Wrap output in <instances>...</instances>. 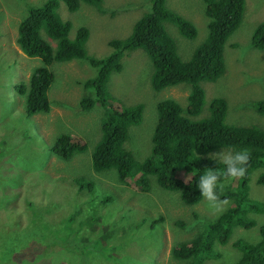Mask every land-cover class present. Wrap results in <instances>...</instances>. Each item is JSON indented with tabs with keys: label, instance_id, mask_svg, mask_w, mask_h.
Wrapping results in <instances>:
<instances>
[{
	"label": "rangeland",
	"instance_id": "374dc122",
	"mask_svg": "<svg viewBox=\"0 0 264 264\" xmlns=\"http://www.w3.org/2000/svg\"><path fill=\"white\" fill-rule=\"evenodd\" d=\"M40 1L0 0V264H179L171 257L170 248L191 238L203 221L212 219L227 203L219 210L204 198L195 205H185L175 192L156 185L141 192L133 179L117 181L113 169L98 172L91 168L90 152L100 135L102 109L99 104L89 110L79 106L82 96L88 95L83 81L95 72L85 58L52 63L50 108L26 115L24 96L14 85L27 82L31 68L40 61L20 51L15 27L26 6ZM201 1L167 0L169 7L197 28L196 36L187 39L173 24L165 23L183 60L190 57L206 34ZM146 8V0H102V10L82 2L71 12L61 2L57 12L71 22V37L80 25L89 29L86 53L100 58L111 51L107 41L128 35ZM262 20L264 0H245L242 21L225 44V73L214 82H201L206 100L218 95L226 98L228 124L264 126V115L252 105L264 98V49L250 46L251 33ZM150 70L149 58L136 49L122 58V69L111 73L108 81L115 107L133 102L144 104L143 119L130 127L125 143L136 158L149 152L157 101L172 97L183 102L189 90L187 84L181 83L154 91ZM62 131L85 143L86 149L67 160L54 156L49 150L51 138ZM81 176L95 182L89 190L77 188L75 181ZM251 181V196L264 203V185L256 183L255 176ZM144 209L152 215L149 220L163 217L154 230L145 223L134 229ZM94 212L100 218L92 221ZM252 216L255 225L236 227L225 244H216L222 256L207 258L204 264L234 263L238 258L234 240L258 238L264 211ZM47 227L52 231L44 237ZM75 228L76 233L67 232ZM59 235L63 237L61 243Z\"/></svg>",
	"mask_w": 264,
	"mask_h": 264
},
{
	"label": "trees",
	"instance_id": "16d2710c",
	"mask_svg": "<svg viewBox=\"0 0 264 264\" xmlns=\"http://www.w3.org/2000/svg\"><path fill=\"white\" fill-rule=\"evenodd\" d=\"M61 2L71 12L76 11L82 2L102 10V0H41L26 6L25 14L15 27V42L23 54L40 61L31 68L27 82L22 80L14 85L24 96L26 115L49 110L48 90L54 80V73L49 68L52 63L87 59L95 72L83 81L88 95L82 96L79 106L89 110L99 104L102 109L100 135L90 152L91 168L98 172L113 169L117 181L133 179L141 192H148L153 185L175 192L185 205H195L203 199L196 188V176L200 171L205 167H221L209 158V153L219 151L222 146L247 148L249 161L245 175L227 181L220 193L221 199H227L226 207L212 219L203 221L191 238L170 248L171 257L179 260V264H204L207 258L221 257L216 244H225L236 227H253L256 221L252 213L264 211V203L250 193L253 176L256 183L264 185V126L226 123V98L218 95L206 100L201 84L203 81L214 82L225 73V44L242 21L245 0L201 1L206 17V34L186 60L178 53L176 42L165 23L173 24L177 32L187 39L196 36L197 28L169 7L167 0H146L147 11L135 19L128 35L110 38L107 43L111 51L100 58L86 53L85 43L89 36L86 26H78L74 36L69 35L71 22L62 19L57 12ZM250 46L264 49V20L254 27ZM136 49H141L151 62L150 86L154 91L181 83L189 87L183 102L172 97L157 101L151 146L141 158H136L134 151L125 143L130 127L143 119L144 104L133 102L115 107V99L108 88L111 73L119 72L122 58ZM252 105L257 113L264 115V98L255 100ZM26 137L29 139L28 135ZM51 139L49 150L63 160L86 149L85 143H79L63 131L55 133ZM195 150L198 159L189 160ZM193 169H196L195 175ZM75 182L81 190H89L95 183L84 180L82 176ZM143 212L134 229L145 223L149 230H154L163 221L162 216L149 220L152 216L150 211L144 209ZM98 218L100 216L94 212L92 221ZM50 226L57 232L52 224ZM79 226L82 227V223ZM77 228L67 232L76 233ZM46 230L44 237L52 231L49 227ZM258 232L255 241L243 237L234 240L238 258L232 264H264V222ZM62 239L59 235L58 243ZM44 241L49 240L45 238Z\"/></svg>",
	"mask_w": 264,
	"mask_h": 264
},
{
	"label": "clouds",
	"instance_id": "9594fccd",
	"mask_svg": "<svg viewBox=\"0 0 264 264\" xmlns=\"http://www.w3.org/2000/svg\"><path fill=\"white\" fill-rule=\"evenodd\" d=\"M209 158L213 159L221 167H205L196 176V188L199 194L211 206L220 209L222 204L227 203V199H221L220 193L224 190V185L232 178L243 177L249 161V150L247 148L232 149L231 147H221L219 151L209 153ZM198 159L196 150L189 160ZM195 175L196 169H193Z\"/></svg>",
	"mask_w": 264,
	"mask_h": 264
}]
</instances>
